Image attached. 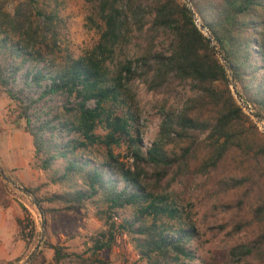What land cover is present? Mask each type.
Returning a JSON list of instances; mask_svg holds the SVG:
<instances>
[{"label":"trees","instance_id":"16d2710c","mask_svg":"<svg viewBox=\"0 0 264 264\" xmlns=\"http://www.w3.org/2000/svg\"><path fill=\"white\" fill-rule=\"evenodd\" d=\"M56 1L0 0V87L19 107L17 119L28 118L32 100L19 97L8 84L26 62L30 67L24 73L25 86L40 88L42 97L61 91L75 100L72 107H65L66 121L59 122L73 137L57 144L45 141L38 130L27 129L32 164L43 172L45 186L52 187L42 195L27 187L43 213L93 209L104 226L91 238L93 254L109 247L116 233L125 232L144 264H195L191 242L197 229L182 222L181 212L160 189L161 180L171 172L184 174L193 159H199V172L209 173L240 157L244 173L220 182L254 195L253 213L261 226L257 246L263 245L264 132L237 103L225 65L196 26L186 1L152 0L145 5L136 0H89L100 21L99 39L78 57L57 42L62 19ZM189 1L230 66L243 101L264 122V0ZM10 3L12 10L7 9ZM160 29L173 36L169 54L153 52ZM132 40L141 46L136 57L109 76L107 61L117 47ZM130 75L143 77L154 91L185 79H191L198 91L179 111L163 114L150 146L143 145L132 113L117 111ZM46 79L49 83L42 87ZM40 123L39 128L57 130L54 124ZM94 145L104 148L103 159L90 156ZM122 145L131 163L114 152L113 147ZM2 187L0 183V196ZM45 203L57 207L49 209ZM126 210L130 213L122 215ZM15 223L20 237L31 241L36 223L26 207ZM50 247L60 258L61 248ZM253 249L240 244L232 253Z\"/></svg>","mask_w":264,"mask_h":264},{"label":"rangeland","instance_id":"374dc122","mask_svg":"<svg viewBox=\"0 0 264 264\" xmlns=\"http://www.w3.org/2000/svg\"><path fill=\"white\" fill-rule=\"evenodd\" d=\"M152 0H136L137 3L149 4ZM61 20L58 33V44L74 57L89 51L99 39V19L89 0H57ZM14 3L7 6L13 9ZM24 13H28V8ZM172 34L168 29H160L153 40V52L169 54ZM141 46L132 40L124 48L117 47L107 61L109 76L115 75L121 64L134 59ZM44 62L38 64L43 66ZM137 64V63H136ZM138 65V64H137ZM30 67L26 62L8 88L19 97L27 96L32 103L27 110V119H17L19 107L15 101L0 87V163L4 171L24 187L35 189L38 195L44 194L51 186H45L44 174L32 164V144L27 129L40 130L36 122H49L56 125V136L64 131L59 122L66 121L65 107H72L75 100L65 94L56 92L41 96V89L35 85H24V73ZM49 80H42V87ZM198 93L191 79L176 81L164 91L151 90L143 77L130 75L128 90L122 94L123 104H117L118 112H130L134 117V127L140 129V137L144 146H150L157 137L162 116L169 110L179 111L187 99ZM93 106L92 101L88 102ZM44 128V127H43ZM258 128L260 129L259 125ZM46 129V128H45ZM47 130V129H46ZM264 132L262 129H260ZM73 137L74 133H67ZM15 140V142H14ZM90 156L103 159L104 148L90 147ZM115 153L128 163L127 150L124 145L113 147ZM15 156L9 163L5 159ZM199 159H193L189 170L174 176L167 174L161 180L162 192H167L169 201L181 212L182 222L193 223L197 235L191 242L196 259L195 264H264V244L257 246V238L261 226L254 217V195L244 188H226L220 181L227 180L233 174H243L244 165L240 157L209 173H201L198 169ZM9 164V167H8ZM153 169L149 167V173ZM153 180V178H152ZM3 192L0 196V264L18 263L25 260L34 249L39 238L40 216L31 199L6 182L0 175ZM47 206L48 203H45ZM57 204H52L49 209ZM26 207L32 214L36 231L31 241L22 239L16 228L15 220L23 215ZM54 207V208H55ZM126 210L122 215H128ZM45 236L40 249L27 264H144L137 250L125 232L116 233L113 243L101 251L92 253L91 238L104 228L94 210L65 211L50 209L44 214ZM121 216L115 217L119 222ZM47 242V243H46ZM249 244L251 253L236 254L232 249L236 245ZM51 244V245H50ZM59 246L60 258H56L53 247ZM103 262V263H102Z\"/></svg>","mask_w":264,"mask_h":264},{"label":"water","instance_id":"95a60500","mask_svg":"<svg viewBox=\"0 0 264 264\" xmlns=\"http://www.w3.org/2000/svg\"><path fill=\"white\" fill-rule=\"evenodd\" d=\"M185 1L187 3V6H188V8L190 10L191 16H192L196 26L206 35V37L208 38L210 46L212 47L213 51L219 57V59L222 62V64L225 65V68H226V70L228 72V77H229L230 82H231L230 83V88L232 90V93H233L234 97L236 98L237 103L240 104V106L244 109V111L247 114H249L255 120L256 124L259 125L260 129H262L264 131V122L256 114H254V112L252 111L250 106L243 101L241 95L239 94V92H238V90L236 88V85H235V82H234V78L232 76V70H231L230 66L228 65L226 59L224 58V56L220 52V50L215 45V41L213 40L208 28L200 20L199 16L194 11L193 6L190 3V1L189 0H185ZM0 175L10 185H12L16 189H18L20 192H22L25 195H27L31 199L33 204L36 206V208H37V210L39 212V216H40V220H41V223H40L41 232H40L39 238L37 240V243H36L34 249L31 251L29 256L25 260H23L22 262L10 263V264H27L36 255V253L40 249L42 241L44 240V236H45V218H44L43 209H42V206L40 205V203L38 202V200L36 199L35 195L27 187L22 186L14 178L9 176L4 171L1 163H0Z\"/></svg>","mask_w":264,"mask_h":264},{"label":"built area","instance_id":"2783aa9c","mask_svg":"<svg viewBox=\"0 0 264 264\" xmlns=\"http://www.w3.org/2000/svg\"><path fill=\"white\" fill-rule=\"evenodd\" d=\"M59 92L60 93H63L61 91H59ZM35 126H38L39 127L40 126L39 125V122H36ZM58 131L60 132V136H58V137L55 134V132H57V130L54 131V132H50V131L46 130L45 128H42L40 130L39 134L42 136V138L45 141H49V142L57 143V144H60V143H62L64 141L68 140V138H70V136L67 135V132L60 131V130H58Z\"/></svg>","mask_w":264,"mask_h":264},{"label":"crops","instance_id":"0c3cea01","mask_svg":"<svg viewBox=\"0 0 264 264\" xmlns=\"http://www.w3.org/2000/svg\"><path fill=\"white\" fill-rule=\"evenodd\" d=\"M15 142V140H14ZM5 159L7 160V162L9 163L10 161H12L13 159H15V156H8V157H5ZM8 167H9V164H8ZM15 178V177H14Z\"/></svg>","mask_w":264,"mask_h":264}]
</instances>
